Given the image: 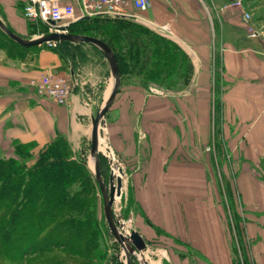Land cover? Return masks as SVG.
<instances>
[{
    "label": "crops",
    "instance_id": "0c3cea01",
    "mask_svg": "<svg viewBox=\"0 0 264 264\" xmlns=\"http://www.w3.org/2000/svg\"><path fill=\"white\" fill-rule=\"evenodd\" d=\"M150 3L132 19L170 32L194 70L184 92L162 94L137 73L121 76L104 117L110 149L133 186L141 213L135 221L165 252L166 264H235L208 178L206 144L215 106H221L222 135L242 159L235 171L239 237L248 241L251 264H264V38L247 32L241 0ZM72 44L70 53L48 46L19 55L0 50V157L12 156L16 144H30L35 156L58 136L74 149L89 139L91 119L113 79L108 63L104 69L100 58L76 55L79 44ZM46 73L70 78L67 103L56 104L30 86Z\"/></svg>",
    "mask_w": 264,
    "mask_h": 264
},
{
    "label": "trees",
    "instance_id": "16d2710c",
    "mask_svg": "<svg viewBox=\"0 0 264 264\" xmlns=\"http://www.w3.org/2000/svg\"><path fill=\"white\" fill-rule=\"evenodd\" d=\"M122 20L128 19H80L69 26V32L93 36L109 45L116 55L121 76L137 73L145 82L169 88L184 78L179 68L188 72L186 61L191 67L192 62L175 42L155 36L156 41L150 43L148 38L145 41L138 37V26H129L122 36L128 39L129 47L138 45L140 48L133 56L119 55L109 40L77 28L90 21ZM36 24L47 27L42 22ZM4 39L12 45L17 44L0 29V50L4 49ZM59 43H65L67 47L72 45L68 41H57L51 49L66 52ZM17 46L20 51L24 49ZM31 149L30 144H16L12 156L0 157V258L13 264L30 255H33V264H69V256L87 262L101 259L102 253L94 246L95 227L87 216L81 192L84 180H87L85 161L75 159L69 141L62 136L42 148L34 161ZM102 163L100 155L101 173ZM71 186L76 187L72 192ZM237 215L238 223L242 218ZM54 248L62 250L50 255ZM242 262L251 264L249 256L242 257Z\"/></svg>",
    "mask_w": 264,
    "mask_h": 264
},
{
    "label": "rangeland",
    "instance_id": "374dc122",
    "mask_svg": "<svg viewBox=\"0 0 264 264\" xmlns=\"http://www.w3.org/2000/svg\"><path fill=\"white\" fill-rule=\"evenodd\" d=\"M242 4L245 7V13H248L250 16V25L257 32L255 37L251 36L253 39L258 40L260 38H264V0H241ZM25 0H0V17L1 19L7 23V25L20 36L30 39L34 37H38L42 34L48 32V27L40 26L36 24L34 20H26L20 15V9L24 4ZM244 15V14H243ZM242 15V18H243ZM35 23V24H34ZM129 26H138L140 29L138 37L142 40H150V43L155 42V36H162L165 40L172 41L173 35L170 32H166L165 29L158 28L157 26L151 24L147 25L145 22L138 19H128L122 21H90L81 25H78V30L98 36L102 39L109 40L113 48L119 53V55H127L133 56L137 50H139L138 45H131L127 40L122 36V32H124ZM111 28L112 30H110ZM247 32L250 31L247 28ZM57 42V41H56ZM174 42V41H172ZM52 42L42 43L38 45H34L35 48H40L43 46L53 47L55 45L51 44ZM4 49L5 53L8 55H19L23 53L25 50H28L29 47H24L23 50H19L17 44L12 45L4 39ZM63 44V45H62ZM65 43H59L58 46L61 48H65L66 53H70V49H72L69 45H64ZM67 47V49H66ZM78 50L74 52L76 55L85 56V55H93L102 60L103 68L107 64L105 57L97 50L95 47L91 45H87L85 43H81L78 45ZM143 52H140V55ZM189 60V59H188ZM189 65V71L180 69V74H184V78L177 81L175 85L172 87H167L165 85H161L158 83L152 86L151 88H159L165 91H181L184 92L190 85L192 79V72L194 70V66H190V62L186 61ZM189 62V63H188ZM168 82V80H166ZM216 104L219 102L215 101ZM220 108L221 106H215V113L213 116V137L210 138L206 147V154H208L210 158V163H208L209 167V181L212 184V197L215 201L219 202L222 208V216L225 224V231L227 237L230 241L231 248L234 253V262L235 264H244L242 262V257L249 256L247 254V246L248 243L246 240H241L239 243V236H241V228L240 225L238 227V213L236 207L238 208V193L235 186V171L242 159L239 157L237 150L234 149L232 151V147L234 144H229L225 137L222 135V121L220 116ZM101 135V157H102V173L103 180L108 185V180L111 172V162L112 158L109 156L113 154L108 141V136L106 133V121L103 119L100 128ZM89 139L85 136L78 148L74 149L72 144L69 142L71 150L74 153L75 159L81 161L84 160L85 164L84 171L87 180L84 181V186L81 190L82 197L85 200L86 204V212L88 218L91 219L94 227H95V247L102 253V258L98 260L86 261L81 258H74L69 256V260L71 261L69 264H121L126 263V256L119 245V243L115 240L114 236L110 232L107 222L103 213V201L102 196L98 187L97 182L94 178V170H93V160L90 156L89 150ZM231 147V149L229 148ZM37 155L33 156V161ZM115 161L118 166L122 168L120 160L116 155L113 154ZM214 160V162H211ZM214 158V159H213ZM213 163V165H212ZM215 163V164H214ZM76 189L75 186H71V192ZM135 194L133 190V186L130 181L129 175L122 176V192L115 200L113 204V215L115 220H117L122 226L123 230L126 232L128 230H137L143 236V239L146 242V248L142 251V256L146 258L147 264H166L168 261L167 255L165 252H158V246H152L154 239L151 241L146 237L143 229V225L139 222L135 221L134 215H140L139 208L135 205ZM237 205V206H236ZM145 223H149L148 218L144 216L143 218ZM150 224V223H149ZM153 247V248H152ZM61 248H54L50 252L52 254H59ZM73 261V262H72ZM0 264H13L11 262L5 261L0 258ZM15 264H33V255L25 257L24 260L17 261ZM131 264H142V262L135 256L131 257Z\"/></svg>",
    "mask_w": 264,
    "mask_h": 264
},
{
    "label": "water",
    "instance_id": "95a60500",
    "mask_svg": "<svg viewBox=\"0 0 264 264\" xmlns=\"http://www.w3.org/2000/svg\"><path fill=\"white\" fill-rule=\"evenodd\" d=\"M86 18L87 17L82 19H86ZM0 29L12 41L16 42L22 47H29V46H34V45L53 42V41H68L71 43L82 42V43H88L94 45L104 55L109 66L111 77L113 79V86L108 97L103 102L102 106L95 114V116H93L91 119L89 153L93 160L94 178L98 184L102 196L104 217L110 232L112 233L115 240L119 243V245L121 246V248L125 253L126 256L125 264H131L132 256L137 257L142 262V264H145L144 258L142 256V251L146 248L145 240L136 230H131L129 235L124 234V230L122 229L123 226L117 220H115L113 215V204L115 202V197L119 196L122 192V176H123V170L121 167L118 166L117 162L113 157V154L109 155L112 158V162H111V172L109 176L108 185H106V183L104 182L101 173V165H100V157H99V152L101 154V151H99V126L101 121L104 119L105 113L114 102L121 85V75L115 53L113 52L111 47L107 45L104 41L89 35L74 34L71 32L68 33L47 32L38 37L26 39L20 36L15 31L11 30L1 19V17H0ZM191 57L193 58V55ZM150 89L155 94L164 93V90H161L159 88H150ZM116 169L119 172L118 175L114 173V170Z\"/></svg>",
    "mask_w": 264,
    "mask_h": 264
},
{
    "label": "built area",
    "instance_id": "2783aa9c",
    "mask_svg": "<svg viewBox=\"0 0 264 264\" xmlns=\"http://www.w3.org/2000/svg\"><path fill=\"white\" fill-rule=\"evenodd\" d=\"M150 4V0H25L21 13L26 20L46 24L48 32L68 33L69 26L82 18H137ZM243 19L250 36L255 37L257 32L250 25L249 14L245 13ZM51 44L55 45L56 41ZM30 86L39 96L62 105L67 103L73 84L70 78L46 73L31 80Z\"/></svg>",
    "mask_w": 264,
    "mask_h": 264
},
{
    "label": "bare ground",
    "instance_id": "6f19581e",
    "mask_svg": "<svg viewBox=\"0 0 264 264\" xmlns=\"http://www.w3.org/2000/svg\"><path fill=\"white\" fill-rule=\"evenodd\" d=\"M6 25H7V23H5ZM8 26V25H7ZM9 27V26H8ZM83 35V34H82ZM80 43H82V42H80ZM122 81V80H121ZM110 87H111V84L109 85V88H108V90H107V92H106V94H105V96H104V99L103 100H105V98L108 96V94H109V91H110ZM111 107V106H110ZM110 109V108H109ZM108 109V110H109ZM97 110V109H96ZM108 110H107V112H108ZM107 112L105 113V115H104V117L106 116V114H107ZM95 114H96V111L94 112V116H95ZM102 122H103V120L101 121V123H100V126H99V151H101V135H100V128H101V124H102ZM90 128H91V124H90ZM90 131L91 130H89V138H90ZM90 143V142H89ZM89 146H90V144H89ZM100 152H99V157H100ZM114 173L116 174V175H118L119 174V172H118V170L116 169V170H114ZM118 198V196H116L115 197V200ZM130 231L131 230H128L127 231V229H126V232L124 231V234H127V235H129V233H130ZM146 243V242H145ZM144 262H145V264H147V262H146V258H145V256H144Z\"/></svg>",
    "mask_w": 264,
    "mask_h": 264
}]
</instances>
